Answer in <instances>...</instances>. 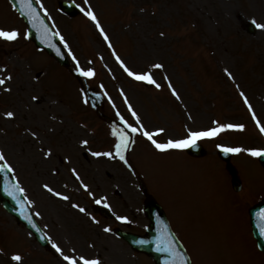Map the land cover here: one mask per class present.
<instances>
[{
	"label": "rangeland",
	"instance_id": "374dc122",
	"mask_svg": "<svg viewBox=\"0 0 264 264\" xmlns=\"http://www.w3.org/2000/svg\"><path fill=\"white\" fill-rule=\"evenodd\" d=\"M59 1L35 0L43 14L47 11L50 26L64 37L81 67L95 69V77L79 76L66 48L71 69L57 65L23 36L15 42L0 40V78L12 77L0 85V151L13 166L26 199L32 201V215L51 243L66 253L74 248L77 254L98 257L102 264H151L131 252L112 231L103 230L120 227L140 233L144 229L146 221L140 213L143 183L153 191L149 189L177 236L180 230L187 239L193 264H264L252 247L244 215L264 197L263 169L257 157L233 153L232 161L243 177V188L235 194L230 192L228 176L216 155L217 145L264 148V134L252 115L264 124V30L254 27L252 35L246 33L253 19L264 23V0H88L87 4L66 0L80 10L91 7L112 48L83 11L69 17L59 11ZM13 13L7 1L0 0V27L26 33ZM113 51L131 69L152 71L162 87L133 80ZM153 63L164 68L152 69ZM83 81L103 94L99 110L108 119L84 103ZM169 81L179 100L168 88ZM128 104L147 130L165 129L156 137L161 142L186 138L189 129L214 127L213 121L244 124L245 129L201 140L206 150L201 160L187 159L183 151L160 153L139 134H131L134 143L125 153L131 166L118 158L92 156V151L113 150L112 128L123 127L117 113L135 125ZM9 111L14 113L11 119L4 115ZM85 139L87 146L81 143ZM46 151L51 155L46 156ZM45 184L70 199L52 195ZM101 197L107 198L111 209L95 204ZM196 202L198 209H194ZM189 203L205 227H193L187 214L177 209ZM73 204L84 207L87 214ZM102 209L113 216L106 217ZM117 215L127 216L130 222L116 220ZM0 249V264H14L10 257L16 252L23 255V264H64L55 249L45 253L1 206Z\"/></svg>",
	"mask_w": 264,
	"mask_h": 264
},
{
	"label": "snow or ice",
	"instance_id": "6c2138e0",
	"mask_svg": "<svg viewBox=\"0 0 264 264\" xmlns=\"http://www.w3.org/2000/svg\"><path fill=\"white\" fill-rule=\"evenodd\" d=\"M39 3V0H37ZM85 4L88 3V0H84ZM20 3L24 6L21 11H24V8H26L28 11L25 13L28 17H30V22L33 24L34 27H37V30L40 32V39L42 42L48 44L49 47L55 48V44L53 43L54 37H59L60 41L63 43L64 48L68 49V54L72 55L71 49L67 42H65L64 37L60 35L59 32H52L47 25L44 24V21L40 19L39 13L36 11L35 8L32 7V0H20ZM40 7L43 8V4H40ZM79 7V6H78ZM81 11H83L84 15L87 16L91 21L95 23L96 28L99 30L101 36L103 39L108 42V47L112 48L113 45L110 41V38L108 34L105 32L104 28L101 26L100 20L98 19L96 13L91 9L89 6L88 8H82ZM45 16H47V11L45 10ZM253 25L257 29L264 30V23L257 22L255 19L251 21ZM163 35V33H161ZM23 36L25 39L28 37V33H21L17 29H5L0 27V40L7 41V42H15L18 39ZM57 53L60 54V50L56 49ZM113 55L115 56L117 62L120 64V67L123 69V71L132 79L147 83L150 85H153L156 89H160L162 85L157 82L156 79H154L153 72L152 71H143V72H137L133 69H131L123 59L119 55L116 54L115 51H113ZM73 61H75L76 64V72L79 76L85 77V78H93L96 75L95 69L91 67H81L79 60L75 57V55H72ZM152 69H163L164 65L161 63H153L151 65ZM227 72V69H225ZM228 76L230 79H234L232 77V74L229 72ZM7 80H11V76H7L6 78H0V85H4ZM165 80H168V77H164ZM168 88L171 90L172 95L176 97V99H180L179 93L176 91V89L173 87L172 83L169 81ZM8 90V89H5ZM123 95V93H121ZM242 97H244L245 104L248 105L249 111H252V106L249 104L247 97L243 92L240 93ZM33 99H37L36 97H33ZM89 101L85 98L84 103L87 104ZM125 103H127V97H125ZM128 110L131 112L132 117L135 119V125L130 124L127 120L124 119L123 116H120L119 113L117 115L120 118V121L123 125V127L120 126H114L112 128V136L115 137V141L113 144V150L110 151H92L91 155L94 157H107L109 159H119L121 162H123L125 165L131 166L129 164L128 159L125 156V153L129 150L131 145L134 143V139L131 134H139L143 136L145 139H147L151 145L160 153H167L170 150H183L190 147H195L197 144V141L203 139V138H215L220 133L228 131V130H234V131H243L245 129L244 124H234V123H220L219 121H213L214 127H211L207 130H188L186 138L182 139H172L169 138L164 142L159 141L156 139V137L161 136L165 129L159 128L155 131H149L145 128L144 124L141 122V119L139 115L136 113V111L133 109L131 104H128ZM7 118L11 119L14 117V113L9 111L4 114ZM253 119L256 120L257 127L259 128V131L261 134H264V124H262L258 119H256V115L253 112ZM35 135V133H33ZM84 146H87L89 144L88 140H83L81 142ZM218 148L224 153H241V152H247L248 155L252 157L257 158H264V148H240V147H226L222 145H217ZM46 156H50L51 152L46 151ZM0 172H3L7 170V172H14L13 166L8 162L5 153L3 151H0ZM73 175L76 177V179H80L79 175L76 173L75 169H72ZM43 187L52 195L62 199V200H69V196L63 195L62 193L58 191H54L52 187H50L48 184L43 185ZM82 187L85 191H89L87 184H82ZM5 191L7 194L12 197L14 200L17 201V203L20 205V210L23 218L28 221L29 224L32 225L33 228H36V224L33 223L31 215L26 210L25 201L28 205L32 204V201L27 200L26 198L24 200L21 199L22 194L24 193L25 189L20 187L19 183H16L15 185H12L11 188L6 187ZM89 195H92L91 192H89ZM95 204L97 205H103L104 208L111 209V205L107 202L106 197H101L99 199H95ZM73 208L78 209L79 212L87 214V210L84 207H81L79 204H73ZM37 216L40 215L39 212L36 213ZM258 220L260 221V235L264 237V209H261L257 213ZM116 220L122 222V223H129V219L127 216H120L117 215L115 217ZM92 220L94 223H98L96 221L95 217H92ZM105 232H111L112 229L110 227H105L103 229ZM40 239H47L51 240V237H48L47 235H42ZM137 243L140 245H145L149 243L145 240H140ZM155 250L159 253H166L167 258L165 259V264H191V260L187 256V254L181 250L182 245H179V242L173 237L172 233L165 228L161 231V234L157 237V240L155 241ZM52 248L55 249V251L59 254V256L62 258L64 264H102V261L98 257H86L84 254H77L76 249H72L71 253H66L64 249L60 247L59 244L53 242ZM0 252H3V249H0ZM11 261L14 262V264H23L24 257L21 253L16 252L13 253L10 257Z\"/></svg>",
	"mask_w": 264,
	"mask_h": 264
},
{
	"label": "water",
	"instance_id": "95a60500",
	"mask_svg": "<svg viewBox=\"0 0 264 264\" xmlns=\"http://www.w3.org/2000/svg\"><path fill=\"white\" fill-rule=\"evenodd\" d=\"M12 2L17 8V10L19 11V13L21 14V16H23V18L26 20L27 24L31 26L29 28V36L31 37V39L34 40L39 46H42L44 49H46L50 55H54L61 64H66L65 60L62 61L63 57L59 56V54L56 51L58 46H57V41L55 40V38H53V43L55 44V48L49 47L48 44L42 42L40 39V32L37 30V27H34L33 24L30 22V17L25 15V13L28 10L24 8V11L23 12L21 11V9L24 6L20 3V0H12ZM32 7L35 8L33 5ZM40 19L42 20L41 17ZM190 154L199 155L198 153L196 154L195 152H192V151L190 152ZM223 159L226 162V169L228 171V174H230L231 179H232L231 184L236 190L237 186L240 184L236 176V171L231 166V164L228 163L229 162L228 157H223ZM259 162L264 167V158H259ZM15 184L16 182L12 178L10 172H7V170L0 172V204L1 206H3L7 212L12 214V216H14L17 219V221H20L23 224V226L31 230L35 234V238L37 241L40 240L39 242L42 245H46L45 242H41V239H40L41 232L39 228L37 227V225H36V228H33L32 225L29 224L28 221H26L23 218L21 214V210H20V205L17 203L16 200L10 197L5 191L6 187L11 188V186ZM21 199L23 200L22 196H21ZM154 204L150 199H148L145 212L147 213V216L149 217L151 223L149 225V228L145 236H138V235H133L130 233H123V232H118V235L122 237L124 240L128 241V243L133 247V249L142 251L146 253L147 255H149L155 261L156 264H165V259L167 258V254L159 253L155 250V247H156L155 241L157 240V237L161 234V231L165 228V226L167 227V229H168V226L166 224V220L163 218V214L161 210ZM261 209H264V202L252 208L249 211V215H250L251 225L253 229V234L257 240L258 247L261 251L264 252V237L260 235V221L258 220V217H257V213ZM154 211L157 213V215H152ZM140 240H145V241H148L149 243L145 245H140L139 243H137Z\"/></svg>",
	"mask_w": 264,
	"mask_h": 264
}]
</instances>
